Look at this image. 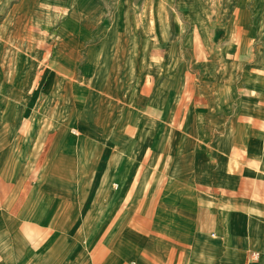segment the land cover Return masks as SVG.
Returning a JSON list of instances; mask_svg holds the SVG:
<instances>
[{
	"label": "crops",
	"instance_id": "crops-1",
	"mask_svg": "<svg viewBox=\"0 0 264 264\" xmlns=\"http://www.w3.org/2000/svg\"><path fill=\"white\" fill-rule=\"evenodd\" d=\"M254 6V19L241 8L218 37L231 27L254 43L264 0ZM7 43L0 35V264H264V42L222 53L204 130L165 132L131 161L109 142L121 135L113 125L103 175L88 185L82 137L65 130V108L75 110L63 52L37 58Z\"/></svg>",
	"mask_w": 264,
	"mask_h": 264
},
{
	"label": "rangeland",
	"instance_id": "rangeland-1",
	"mask_svg": "<svg viewBox=\"0 0 264 264\" xmlns=\"http://www.w3.org/2000/svg\"><path fill=\"white\" fill-rule=\"evenodd\" d=\"M254 1L0 0L8 9H0V35L9 40L2 50L63 52L66 104L75 110L65 108V130L82 137L89 161L81 179L88 185L94 174L103 175V137L113 125L121 135L109 142L125 155L129 148L131 161L136 147L143 148L139 154H150L158 143L153 138L165 132L206 128L198 122L199 109L211 98L222 53L239 57L242 48L256 51L264 42V14L254 43L242 42L243 33L235 28H229L228 39L217 33L227 20L240 17L241 8L254 19ZM189 111L197 118L186 123ZM88 120L92 124L82 131ZM138 136L145 147L138 146L143 142Z\"/></svg>",
	"mask_w": 264,
	"mask_h": 264
},
{
	"label": "built area",
	"instance_id": "built-area-1",
	"mask_svg": "<svg viewBox=\"0 0 264 264\" xmlns=\"http://www.w3.org/2000/svg\"><path fill=\"white\" fill-rule=\"evenodd\" d=\"M257 254L256 253H252V257L256 258Z\"/></svg>",
	"mask_w": 264,
	"mask_h": 264
}]
</instances>
